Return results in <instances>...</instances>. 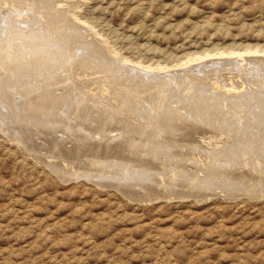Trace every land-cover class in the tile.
<instances>
[{
  "label": "bare ground",
  "instance_id": "1",
  "mask_svg": "<svg viewBox=\"0 0 264 264\" xmlns=\"http://www.w3.org/2000/svg\"><path fill=\"white\" fill-rule=\"evenodd\" d=\"M71 1L0 0L1 132L130 199L263 196L264 47L127 64L86 39Z\"/></svg>",
  "mask_w": 264,
  "mask_h": 264
},
{
  "label": "rangeland",
  "instance_id": "2",
  "mask_svg": "<svg viewBox=\"0 0 264 264\" xmlns=\"http://www.w3.org/2000/svg\"><path fill=\"white\" fill-rule=\"evenodd\" d=\"M71 3L85 38L127 64L175 69L193 52L264 47V0ZM35 140L32 153L0 130V264H264V195L130 199L59 177L49 163L64 161Z\"/></svg>",
  "mask_w": 264,
  "mask_h": 264
},
{
  "label": "water",
  "instance_id": "3",
  "mask_svg": "<svg viewBox=\"0 0 264 264\" xmlns=\"http://www.w3.org/2000/svg\"><path fill=\"white\" fill-rule=\"evenodd\" d=\"M250 199H261V198H263V196H261V197H257V198H254V197H249Z\"/></svg>",
  "mask_w": 264,
  "mask_h": 264
}]
</instances>
